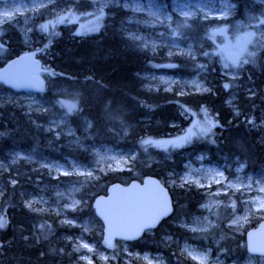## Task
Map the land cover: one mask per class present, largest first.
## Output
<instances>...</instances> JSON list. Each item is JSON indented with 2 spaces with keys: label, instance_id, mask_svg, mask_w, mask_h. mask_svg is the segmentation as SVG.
Segmentation results:
<instances>
[{
  "label": "trees",
  "instance_id": "1",
  "mask_svg": "<svg viewBox=\"0 0 264 264\" xmlns=\"http://www.w3.org/2000/svg\"><path fill=\"white\" fill-rule=\"evenodd\" d=\"M231 2L236 7L233 19L238 16L241 22L264 14V5L253 0ZM125 16L117 13L90 36L79 34V26L75 24L61 25L49 34H42L37 53L40 61L38 72L46 84H49V74L53 84L55 82L60 85L59 88L64 87L76 94V107L69 121L82 142H88L81 135L83 127L88 125L89 134L96 144L126 151L135 149L141 156L139 161L128 166V170L92 177L82 187L84 197L80 201L84 209L83 217L95 222V231L99 235L92 234L96 242L104 249L101 225L92 208L94 197L104 194L112 183L127 184L141 181L146 176L164 181L167 175H171L176 181L168 186L172 215L140 240L125 244L132 256L128 264H147L141 258L144 255H158L164 264H195L187 256L183 245H203L206 239L210 240V234L189 233L170 222L196 215L205 194L199 188L180 186L177 180L195 157H202L207 166L222 169L243 166L245 174L264 178V69L258 68L259 73L251 70L250 76L256 79L255 83L246 81L244 77L226 80L218 74L216 56L209 55L204 61L209 73L207 77L212 81V92H148L140 76L148 72L152 58L123 33L122 26L127 24ZM213 20H188L178 28L181 36L203 41L215 35L213 28L225 30L231 21ZM0 45L3 50L0 59L4 61L35 49L24 48L19 34L8 25L0 28ZM3 65L0 63V68ZM173 65L174 69L170 72L175 76L184 78L192 75L186 61L178 59ZM248 89L255 91H242ZM233 90H236L234 94L238 99L236 116L224 104L226 94ZM45 94L55 100L62 97L48 91ZM249 94L252 95L249 97ZM199 112L208 115L204 118L211 128V137L195 140L181 148L172 145L164 147V143L158 146L162 141L180 135L190 124V115ZM45 123L43 115L27 111L22 102L1 106L0 147L5 152H0V161H4L6 152L15 145L33 147L51 161L82 157L79 149L66 147L63 139L43 133ZM120 130L126 131L122 138L115 133ZM9 172L10 175L5 176L0 171L3 174L0 175V222L4 225L0 227V264H103L95 259L85 263L82 254L74 249L79 243L74 241L78 229L65 224L60 215L47 210L35 214L25 207L30 197L38 193V185L54 187L62 184L61 179L68 182L72 178L52 179L35 164L24 170L18 166L11 167ZM203 237L206 239L203 240ZM84 239L90 241L88 236ZM241 241L240 246H234V250H239L241 254L232 253L236 256H233V261L237 263L242 256L248 258ZM120 245L115 242L114 246ZM225 250L230 253L228 247ZM109 264L125 263L118 260Z\"/></svg>",
  "mask_w": 264,
  "mask_h": 264
},
{
  "label": "rangeland",
  "instance_id": "2",
  "mask_svg": "<svg viewBox=\"0 0 264 264\" xmlns=\"http://www.w3.org/2000/svg\"><path fill=\"white\" fill-rule=\"evenodd\" d=\"M253 1L264 3V0ZM5 13H9L10 18ZM117 13L126 15L127 24L122 26L125 36L152 58L148 72L140 76L144 89L148 92H212V81L207 77L209 73L204 61L209 55L216 56L218 74L226 80L244 77L246 81L255 83L256 79L250 76L251 70L259 73L258 68L264 69V14L242 22L238 16L233 19L236 7L231 0H0V28L3 25L12 27L19 34L22 46L29 49L35 47L31 51L36 55L39 52L38 44L42 42V34H49L61 25L75 24L79 26V34L90 36ZM61 18L63 22H60ZM202 19L231 21L227 30L213 28L215 35L208 36L203 40L205 42L181 36L178 27H182L188 20ZM44 25H47V30ZM242 34L248 37L246 43L241 40ZM226 52L240 55L241 62L232 65L226 60ZM0 56H3L1 48ZM178 59L190 65V77L179 78L170 72L174 69L173 63ZM0 61L6 62L4 59ZM36 75L45 81L40 72ZM47 76L49 84L45 81V91L56 94L55 96L60 94L61 98L51 99L44 90L39 95L16 94L0 85V107L22 102L27 111L46 118V123L42 126L43 133L63 139L66 147L79 149L82 157L51 161L33 147L15 145L6 152L4 161H0V171L8 176L11 167L18 166L24 170L25 167L35 164L44 169L45 176L52 179L72 178L68 182L61 180L62 184L54 187L38 185V193L30 197L25 207L35 214H40L43 210L60 214V219L65 224L76 227L79 232L74 241L79 243H76L74 249L82 254L85 263H91L95 259L103 264L118 260L128 264L132 256L127 252L128 247L125 244L107 248L102 243L103 249L96 242L94 235L99 233L95 231V222L91 218L83 217L84 209L80 199L84 196L81 189L92 177L128 170V166L139 161L141 156L135 149L126 151L96 144L89 134L88 125L81 130V135L88 142H82L69 121L76 107V94L64 87L59 88L60 85L51 81V75ZM238 85L240 84H235ZM233 91L236 93V90ZM233 91L226 94L225 104L236 116L238 99ZM242 91L248 93L255 90ZM70 106H74L71 111ZM207 116L200 112L197 115L191 114L190 124L177 137L162 141L164 147L172 145L181 148L195 140L211 137V128L204 118ZM115 133L122 138L126 131ZM0 152H5L2 146ZM167 176L171 178H165L167 186L173 185L176 181L171 175ZM177 181L180 186L199 188L205 194L196 215L170 222L189 233L202 236L210 234V240L203 237V240L206 239L203 245H183L187 256L195 264H264V259H245L243 256L239 263L233 261L235 255L241 253L234 250V246H240L244 233L264 219V207H261L264 203V178L245 174L242 166L232 170L207 166L202 162V157H195L186 165L184 173ZM84 236H88L90 241L87 242ZM141 258L147 264H164L158 255H144Z\"/></svg>",
  "mask_w": 264,
  "mask_h": 264
},
{
  "label": "water",
  "instance_id": "3",
  "mask_svg": "<svg viewBox=\"0 0 264 264\" xmlns=\"http://www.w3.org/2000/svg\"><path fill=\"white\" fill-rule=\"evenodd\" d=\"M243 41H246L242 36ZM232 63L239 57L226 54ZM37 59L31 53H23L9 60L0 69V84L15 93L37 94L43 81L35 75ZM94 213L102 225V240L109 246L114 241L133 242L157 228L172 213V202L165 186L156 178L146 177L141 183L108 186L105 195L93 200ZM154 226H146L153 218ZM246 252L250 256L264 257V221L244 235ZM255 249V251H253Z\"/></svg>",
  "mask_w": 264,
  "mask_h": 264
},
{
  "label": "snow or ice",
  "instance_id": "4",
  "mask_svg": "<svg viewBox=\"0 0 264 264\" xmlns=\"http://www.w3.org/2000/svg\"><path fill=\"white\" fill-rule=\"evenodd\" d=\"M4 15H5L6 17L10 18V14H9V13H5ZM60 22H63V18H61V21H60ZM43 27H44L45 30H47V25H44ZM249 35H250V37H251V34H249ZM249 42H251L250 39H249ZM244 62L247 63V61H244ZM232 63H233L234 65L237 64V60H236V59H233V60H232ZM225 66L227 67V65H225ZM225 87L227 88L228 85L226 84ZM73 107H74V106H70V107H69V111H71ZM145 143L151 144V143H155V142H153V141H145ZM172 143H175V142H172ZM158 146H163V142H162L161 144H159ZM261 207H264V203L261 204ZM156 219H158V217L153 218V220H151L146 226H154ZM3 226H4L3 223L0 222V227H3ZM108 243H109V246H111L110 241H109ZM85 247H86V245H85ZM253 251H255V249H253Z\"/></svg>",
  "mask_w": 264,
  "mask_h": 264
},
{
  "label": "bare ground",
  "instance_id": "5",
  "mask_svg": "<svg viewBox=\"0 0 264 264\" xmlns=\"http://www.w3.org/2000/svg\"><path fill=\"white\" fill-rule=\"evenodd\" d=\"M123 29V28H122ZM260 83V82H259ZM240 90V89H239ZM235 93V92H234ZM231 94V93H230ZM228 97V96H227ZM228 102V101H227ZM240 102V101H239ZM225 104V103H224ZM232 107V106H231ZM88 123V122H87ZM123 126V125H122ZM125 127V126H124ZM110 132V131H109ZM40 171V170H39ZM253 171V170H252ZM46 175V174H45ZM50 177V176H49ZM54 177V176H53ZM51 178V177H50ZM60 178V177H59ZM62 178V177H61ZM64 178V177H63ZM65 179V178H64ZM168 179H171L170 177H168ZM62 180V179H61ZM165 180V179H164ZM64 182V181H63ZM165 182V181H164ZM166 183V182H165ZM168 185V184H166ZM170 186V185H169ZM202 206V205H200ZM199 209V208H198ZM60 215V214H59ZM69 225V224H68ZM217 230V229H216Z\"/></svg>",
  "mask_w": 264,
  "mask_h": 264
}]
</instances>
